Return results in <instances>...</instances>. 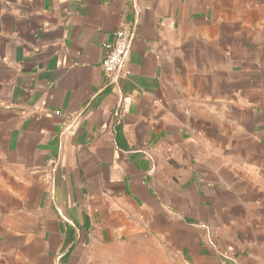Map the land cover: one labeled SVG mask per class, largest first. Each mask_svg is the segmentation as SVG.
Listing matches in <instances>:
<instances>
[{
    "label": "crops",
    "instance_id": "obj_1",
    "mask_svg": "<svg viewBox=\"0 0 264 264\" xmlns=\"http://www.w3.org/2000/svg\"><path fill=\"white\" fill-rule=\"evenodd\" d=\"M103 253L264 264V0H0V264Z\"/></svg>",
    "mask_w": 264,
    "mask_h": 264
},
{
    "label": "built area",
    "instance_id": "obj_2",
    "mask_svg": "<svg viewBox=\"0 0 264 264\" xmlns=\"http://www.w3.org/2000/svg\"><path fill=\"white\" fill-rule=\"evenodd\" d=\"M134 37L135 32L132 26L123 25L115 30L110 52L102 64L104 75L110 83L118 81L123 74V66ZM116 115L120 116L119 113Z\"/></svg>",
    "mask_w": 264,
    "mask_h": 264
},
{
    "label": "trees",
    "instance_id": "obj_3",
    "mask_svg": "<svg viewBox=\"0 0 264 264\" xmlns=\"http://www.w3.org/2000/svg\"><path fill=\"white\" fill-rule=\"evenodd\" d=\"M122 123L118 115H115V123H114V133L117 136L118 140L120 141L122 137V131H121ZM70 235H74V231H70ZM75 243L69 247V252L73 250Z\"/></svg>",
    "mask_w": 264,
    "mask_h": 264
},
{
    "label": "rangeland",
    "instance_id": "obj_4",
    "mask_svg": "<svg viewBox=\"0 0 264 264\" xmlns=\"http://www.w3.org/2000/svg\"><path fill=\"white\" fill-rule=\"evenodd\" d=\"M123 250V248H117V250H116V253H118V254H120L121 252H122V250ZM115 250L113 249V252H114ZM105 253V252H104ZM102 254L101 255V257H99V261H100V264H106V259L107 258H105V254ZM123 264H127V263H123ZM130 264H135V263H133V262H130ZM175 264H182L180 261H179V259H175Z\"/></svg>",
    "mask_w": 264,
    "mask_h": 264
}]
</instances>
